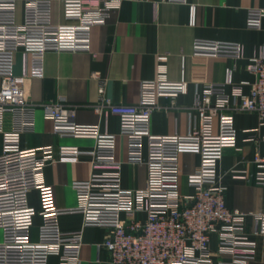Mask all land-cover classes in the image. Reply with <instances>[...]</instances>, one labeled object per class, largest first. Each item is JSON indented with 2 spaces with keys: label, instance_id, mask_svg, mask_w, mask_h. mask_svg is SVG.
<instances>
[{
  "label": "built area",
  "instance_id": "2783aa9c",
  "mask_svg": "<svg viewBox=\"0 0 264 264\" xmlns=\"http://www.w3.org/2000/svg\"><path fill=\"white\" fill-rule=\"evenodd\" d=\"M123 1L0 0V264H50L52 257L58 258V264H81L82 229L64 233L60 226V217L72 214L82 216V228L105 231L102 246L111 264H250L256 257L257 238L264 240V213L254 215L255 227L248 233L245 215L227 207L219 165L225 150L238 146L233 100L237 109L256 112L264 125V56L250 59L248 69L255 82L249 95L241 85H233L231 70L224 83L207 84L196 92L192 110L198 125L187 135L161 136L151 131L159 99L175 100L188 90L185 79H168L166 65H158L155 78L142 83L137 105L115 104L102 81L96 111L107 109L119 118L120 135L127 142V164L147 168L143 189L122 186L123 163L117 158L116 137L102 134L99 124H77L73 106L56 103L41 108L56 135L93 139L91 149L25 148L22 144L23 135L35 129L38 109L26 97L27 79L44 77L47 53L91 52L93 29L106 25ZM55 3L60 4L63 23L54 22ZM263 18L264 9H250L248 28L259 30ZM193 49L199 56L244 57V46L238 42L197 40ZM18 54L21 74L15 72ZM249 140L257 142L254 135ZM183 153L200 157L198 171L187 179L192 190L187 195L181 192ZM80 161L90 165V176L72 183L76 207L59 208L54 187L43 180L44 167ZM253 163L256 182L264 185V156L256 155ZM231 172L235 178L249 176ZM34 190L39 210L29 202ZM36 216L41 223L34 232ZM213 234L218 236L216 252L211 249Z\"/></svg>",
  "mask_w": 264,
  "mask_h": 264
},
{
  "label": "crops",
  "instance_id": "0c3cea01",
  "mask_svg": "<svg viewBox=\"0 0 264 264\" xmlns=\"http://www.w3.org/2000/svg\"><path fill=\"white\" fill-rule=\"evenodd\" d=\"M194 13L192 17V9ZM264 9V0H188L187 4L163 0H124L121 8L112 13L107 24L92 31L91 52L47 53L44 77H30L26 81V97L38 106L35 129L22 137L25 148L43 146L79 147L89 150L93 139L63 138L53 132V123L44 116L41 105L63 103L76 108L75 122L79 125L99 124L101 133L116 137L117 158L123 163L122 186L143 189L147 185L145 165L127 164V142L120 135V120L107 109L97 113L99 88L105 81L106 95L115 104L137 105L144 81L155 78L157 66L164 64L168 79L188 81L187 93L175 100L160 98L152 113L151 131L154 135H187L198 125L192 110L195 94L207 84H221L231 70L233 85H241L245 95L251 93L255 82L248 65L253 57L264 56V18L259 30L247 26L248 11ZM54 22L63 23L61 7L55 3ZM238 42L244 46V57L199 56L194 54V42ZM15 72L21 74L22 58L16 57ZM98 76V77H97ZM229 93L232 86H228ZM232 101L235 126L238 132L237 148L225 150L219 165L222 183L226 187L227 207L245 215L246 230L255 227L254 215L264 213V185L256 182V155L264 156V125L256 112L239 110ZM254 135L257 142L251 141ZM200 157L183 153L180 157L181 192L192 193L188 187L189 175L198 171ZM232 170L248 172V179L235 178ZM91 173L86 161L78 163L54 162L43 170V180L55 190L59 208L77 205L72 188L75 181H85ZM30 205L39 210L38 192L29 194ZM41 223L35 217V228ZM79 214L63 215L60 226L64 233L82 229L81 264H111L108 251L102 246L105 231L97 227L82 228ZM256 257L250 264H264V240L257 238ZM211 249H218V236L212 235ZM217 256L214 259L217 260ZM57 257L50 264H58Z\"/></svg>",
  "mask_w": 264,
  "mask_h": 264
},
{
  "label": "rangeland",
  "instance_id": "374dc122",
  "mask_svg": "<svg viewBox=\"0 0 264 264\" xmlns=\"http://www.w3.org/2000/svg\"><path fill=\"white\" fill-rule=\"evenodd\" d=\"M19 13H20V9H19ZM2 238H3L2 231H0V241H2Z\"/></svg>",
  "mask_w": 264,
  "mask_h": 264
}]
</instances>
